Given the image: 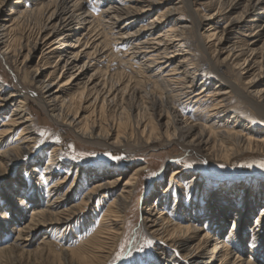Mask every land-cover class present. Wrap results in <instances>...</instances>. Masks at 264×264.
I'll use <instances>...</instances> for the list:
<instances>
[{
  "label": "bare ground",
  "instance_id": "1",
  "mask_svg": "<svg viewBox=\"0 0 264 264\" xmlns=\"http://www.w3.org/2000/svg\"><path fill=\"white\" fill-rule=\"evenodd\" d=\"M143 1L149 2L148 6L141 7L140 9H138V6V8L134 6V9H128L127 14L130 17V23L137 20L140 16L146 17L150 15L156 10L155 6L161 3L160 0ZM240 1L230 3V12L239 7ZM246 1L249 4L245 3L241 10L242 13L240 12V15L233 18L221 31H219L217 25V27L215 26L218 30L215 32V35L218 34L219 36L217 46L220 53H227L226 58L219 59L220 57L218 56L219 58L215 59L214 57L213 59L211 57L209 63L198 66L195 65V60L190 58L192 52L189 49H184V45L187 42L185 34L188 31H186L189 27L188 23L176 25L174 29H165L167 21H175V24L178 21L173 16L178 13L179 7L177 5L179 3L174 4L172 0H169L167 2L169 6L165 7L166 9L161 13H157V16L154 15L155 17L151 20L153 25L150 35L154 37L146 39L145 43L148 45L150 43L153 44L152 46H146L147 49L150 47V51L153 53L145 58V61L141 62V66L145 65L144 70V65L142 66V74L145 73V76H147V81L144 82L145 86L150 81L148 83V86H150L149 90L153 92V95L149 97L150 104L145 110H142L144 107L139 104L132 105L133 107L131 108L132 114L135 113V117L138 119L136 128L143 131L146 129L148 124L145 123L147 119L144 120V115L150 113L152 118L155 117L156 125L159 126L161 132L163 131L160 133L161 135L158 139L168 145L173 143L179 144L183 148V151L187 153H195L202 160L204 169L211 176L213 174L209 169L210 159L229 161L236 152L246 150L264 151V0ZM35 2L37 3V1ZM77 2L76 0H57L56 8L53 12L51 11L52 14L49 16L46 24H44L45 22L43 23L44 26L42 25L41 29L42 36L34 42L30 54L32 55L45 45L47 46L45 48L48 49H42L43 57L50 58L51 56H56L57 58L52 66V71L48 72L47 66H42L35 68L32 74L30 73V84L33 86V90L26 91L20 77L15 76L17 88L11 93H7L6 85L0 78V113H4L10 107H13L7 120L3 121L0 125V170L4 166L3 164L10 163V165L14 166L22 159H27L32 165L43 160L40 157L41 155L35 156L34 154L37 137L31 131L34 128L33 119L26 112L29 106L27 97L29 92L40 102L53 121L61 126L64 125L72 128L83 140H89L94 144L105 145L109 148H117L127 139V136H124L127 132L122 136L120 134L122 125L120 115L122 108H125L122 104L125 101L129 85H124L125 83H122L123 80H114L112 77H106V75L99 72L91 73L92 64L94 63L92 61V64L86 62L83 58L84 50L79 49L85 46L83 45L84 41L82 42L81 37H79L80 30L85 27L88 29L89 25L87 27V24L90 21L83 19L82 26L76 24L77 16L74 15L73 8H75L74 6ZM135 2L138 4L137 1ZM6 3V0H0V58L7 65L10 51L6 49L5 38H7L8 29L11 27V25L7 24L8 16H12L14 21H20L22 17L25 18L27 15L32 16L37 9L22 10L19 8L23 4L22 0H15L13 2L15 7H12L10 3ZM97 5L99 6V4ZM7 6L10 8V13L6 14L5 7ZM126 9L124 8L123 10ZM119 10H122V7ZM123 12L125 11L121 13ZM77 15L79 16V14ZM212 16L208 18L213 19ZM226 16V14L223 15V17ZM99 19L101 20L102 17ZM193 20L197 26L203 24V21H198L196 17H193ZM126 25H129V23ZM144 26L147 28L146 25ZM138 30L136 29V31ZM163 30L164 32H162ZM120 31L123 35L127 33L126 26L121 27ZM73 39L75 40L73 41ZM104 40L106 39L104 38ZM140 44L137 42V46ZM137 46L134 47L137 48ZM137 50L140 52V49ZM97 51L100 50L97 49ZM129 54L131 55V53ZM178 58L181 59L178 60ZM30 59V56L24 57L23 64L29 62ZM229 61L235 64L242 81L246 78L248 79L245 81V87L241 85L240 81L232 80L227 75L226 69L224 70L226 66L224 65ZM155 65L158 67V70L154 72L152 67ZM57 71H61V74L56 77L55 73ZM147 71L150 74H147ZM207 71L209 74L211 73L209 78L205 76L209 75L205 73ZM101 75L104 76L102 79L99 77ZM200 75L203 77H201L202 79L199 82L203 86L201 89L198 88L199 83L196 81V78ZM63 77L68 78L63 84H60ZM56 82H58L57 87L55 86ZM74 87L77 88L76 94L70 93V89ZM150 91L149 93H151ZM157 91L160 92L159 95L156 94ZM235 93H237V96ZM234 98H238L237 102L244 103L246 106L240 108L235 104ZM75 99H77L79 106L75 115H73L72 113L74 112L70 111L69 107L75 103ZM86 104L95 110L97 108L96 105L99 104V116L106 120L105 126L91 120V117L87 115L88 106ZM109 109H113V112L116 114L115 118L112 117L111 119L109 117L111 112H108L109 114L106 113ZM94 113L96 111L92 110V114ZM90 120L92 122L91 131L86 132V128H82L83 124L89 123ZM18 129L20 131L16 139L6 142V136ZM146 143L149 144L150 140L147 139ZM49 153V161L44 168V171L47 170L49 173L47 180L56 172L63 174L66 172V176L53 184L52 191L48 193V197L52 193L51 197H54V199H49L45 207L38 206L40 202L35 201L29 204L30 191L32 193L34 185L25 187L26 193H23L24 198L21 200V204L25 206V209H31V213L26 216L22 213L19 214L20 220H24V222L18 223L19 228L17 229L14 242L12 240V244L10 243L0 248V251L12 252L14 256L17 254V263H21L22 258L25 256L31 259L32 257L38 259V257L42 258L44 255L47 256V253L52 252V244L47 235L51 230H56L55 226L70 221L72 217L77 216L83 222L87 218L86 214H84L86 213V209L83 211L80 206L81 203L79 205L74 203L75 205H68L69 207L65 208L67 200H63L64 195L58 193L61 184L67 181L66 179H68L71 169L79 167V164L66 158L61 152V147L58 145L51 152L49 151ZM142 169L144 167L141 166V168H138L133 173L127 174L125 171L127 169L123 170V168H119L120 176L109 177V175L115 174V172H108L102 168H84L83 174L81 173L83 180L88 185L91 184L90 187H87L89 190L85 194L87 201H91L97 193H101L103 197H110L112 199L107 205L101 202L102 204L100 203L99 206H95V210L92 211L91 216H94L104 206L106 207L99 214L96 222L97 229L93 235L95 241L104 237L113 239V242H116L123 234L124 224L128 219L126 208L139 183V172ZM34 170L36 171V168H33ZM75 172V176H77L78 169ZM202 172L203 170L200 171L201 175H198V173L192 174L189 169L180 166L172 169L171 177L179 178L183 174L191 173V180L189 181L191 187L196 181L202 182V184H197V188L200 185L206 184L211 197L207 201L206 208L197 204L196 201L193 204L189 202L183 204L179 200L176 190L174 192L171 191L174 188L171 189L169 186L163 188L159 183L153 190L151 195L154 201L146 208L145 217L143 218L144 227L151 234L158 250H156L149 264H215L216 262H218L217 264H264V238H261L262 233L264 234L261 228L264 226V199H262L264 197V177H261L262 180H257L254 183H250L249 181H233L230 184L226 180L229 179L227 176H216V179L207 182ZM121 174H124V176H121ZM125 177L127 178L124 179ZM22 185L23 183L21 182L19 183V188L13 187L12 194L16 195L20 192L24 186ZM220 187L222 188L220 189ZM187 189L189 188L187 187ZM239 189H241L243 204L242 206L239 205L238 208L232 196ZM159 200H161L160 202L163 205L161 209H157ZM172 200L174 203H172ZM104 202L106 201L104 200ZM84 204L83 207L85 206ZM257 206L260 207V214L256 221V224H258L257 229L251 228L253 230L252 234L256 239V245L255 248L254 245L250 247L251 253L255 254L257 258L253 259L252 256H249L248 259H243L239 255H234L236 252L241 251V246H233L234 249L238 248L234 250L230 248V245L236 242L241 243L240 241L241 239L243 240L244 234L250 231L245 225L241 229L237 228L240 225L238 221L230 229L229 233L236 232V230L239 232L234 234L232 238L224 237L221 234L224 221L226 220L224 216L231 210H234L239 219H244ZM156 210L158 211L157 216L154 215ZM245 219L244 222L246 223L247 220ZM201 222L203 226L198 225ZM205 224H209L211 232L208 231ZM39 232H43L45 235L43 239L37 242V248H28L30 245L27 242ZM108 248L109 250L112 249L111 247ZM74 249L69 247L62 249V256L66 264H102L110 256V251L106 252L95 249L91 244L82 248L80 247L77 251Z\"/></svg>",
  "mask_w": 264,
  "mask_h": 264
},
{
  "label": "rangeland",
  "instance_id": "2",
  "mask_svg": "<svg viewBox=\"0 0 264 264\" xmlns=\"http://www.w3.org/2000/svg\"><path fill=\"white\" fill-rule=\"evenodd\" d=\"M6 1V4L10 3L12 7H15V5H13V2L15 0ZM22 1L23 4H21V6L19 7L22 10L29 11V9L32 10L33 8L37 10H35L32 16L27 15L25 18L22 17L20 21H14V18H12V16H8L9 19L7 24L11 25V27L9 28L10 30L8 29L9 32L7 34V38H5V46L6 49L10 51L9 55L11 57L9 56L7 60V65L0 58V78L6 85L7 93H11L17 88V79L15 76L20 77L22 84L25 85L26 91L33 90V86H31L30 82L31 74L33 73L34 69L37 67L47 66V70L48 72H50L52 71V66L57 58L56 56H51L50 58L43 57L42 49H48L45 48L47 47L45 45L41 47L42 49L36 51L32 55L30 54V50L34 42L42 36L41 29L44 26L43 23L45 22L44 24H46L47 20L49 19V16L56 8L57 0ZM35 1H37V3ZM94 1L96 4L94 3ZM97 1L99 0H79L78 2L76 0L77 3L74 6L75 8H73L74 15L79 18L78 19L76 17V24L82 26V23L84 21L83 19L90 21L89 24H87V27L89 25L88 29L85 27L80 30L79 37H81L82 42L84 41L83 45L85 46H82L84 48L80 47L79 49L84 50L85 53L83 55V58L86 62H89L90 64L94 63L92 64L93 72L91 71V73L99 72L106 75V77H112L114 80H123L124 82L122 81V83H125L124 85H129L125 101L122 104L125 108H122V113L120 115L122 123L120 134L122 136L127 132L124 135L127 136V139L124 140L125 142H122V144H120L117 148H109L105 145L94 144L89 140H83L80 136L77 135V133L72 128L64 125L61 126L55 121H53V119L43 109L40 102L29 92L27 94L29 106L26 112H28L29 117L33 119L34 128H32L31 131L37 137L34 146V154L35 156L41 155L40 157L43 160L37 164L32 165L28 162L27 159H22L19 161V163L15 164L14 166L10 165V163L3 164L4 166L0 170V248H3L5 247V245L7 246L10 243L12 244V240L14 242V239L17 235V229L19 228L18 223L24 222V220H20L19 214L22 213L26 216L31 213V209L27 210L25 209V206L21 204V200L24 198L23 193H26L25 187L27 188L28 185H34L32 193L30 191L29 204H32L33 201H35L40 202L38 206L45 207L47 205L46 202L52 198L51 196L53 194L51 193V196L48 197V193L52 191L51 189L53 187V184L56 181L62 180V177L66 176V172H64V174L56 172L51 175L49 180H47L49 173L47 170L44 171V168L47 165L46 163L49 161V151L51 152V150L54 149V147L57 145L61 147V152L66 158L73 160L75 163L79 164V167L77 166L71 169V173L69 174L68 179H66L67 181L61 184L60 191L58 193L64 195L63 198L61 197L63 200H67V206H65V208L69 207L68 205L73 206L74 203H76V205H79L81 203L80 206L82 207L83 211L86 209V213L84 214H86L87 218L83 222L80 221V219H78V217L76 216L72 217V219L70 220L71 222L68 221L60 223L59 225L55 226L56 230H51L50 233L47 235L49 236L48 238L50 239L52 244V252L47 253V256L44 255L42 258L38 257V259H34L33 257L31 259L25 256L24 258H22L21 263H17V254L14 253L16 255L14 256L12 255V252L4 250L0 251V264H66L62 256L63 248H75L74 250L77 251L78 248H82L87 245L89 246V244L95 247V249L104 250L106 252L110 251V256L108 257V259L104 260L105 262H103L102 264H149L150 260L155 255L157 247L155 246V241L153 240L151 234H149L144 227L143 218L145 217L146 208L148 207V205H151L154 201L151 194L153 193V190L155 189L157 184L160 183L163 188L168 186L171 187V189L174 188L171 191L174 192L176 190L177 196L183 204L185 202L193 204V202L196 201L197 204L206 208L207 201L211 198L210 191L206 187V184L200 185L197 188L198 183L202 184V182L200 181L194 182L195 184L191 187V183L189 181L191 180L190 176L193 173H198V175H201L200 171L203 170L202 174L203 176H205V180L207 182L216 179V176H227L229 179L226 180L229 181L230 184H232L233 181H249L250 183H254L257 180H262L261 177H264V167H262V165H264L263 150H246L236 152L234 155H232L229 161L221 159H210L209 169L213 174V176H211L210 173L204 169L202 160L195 153H187L183 151V148L179 144L173 143L168 145L158 139L161 135L160 133H162L163 131L161 132L159 126L156 125L155 117L152 118L150 113L144 115L145 117L142 115L145 118L144 120L147 119L145 121V123L148 124L146 129L143 131L136 128L138 119L135 117V113H133V115L131 112V108L133 107L132 105L139 104L140 106L144 107V109L142 110H145L147 109L146 107L150 104L149 97L153 95V92L149 90L150 86H148V83L150 81L145 86L144 82L147 81V76H145V73L142 74L143 71H141L142 66L144 65L143 64L141 66V62L145 61V58H147L153 53L150 51V47L149 49H147L148 46H152L153 44L150 43L148 45L145 42L148 40V38L154 37L150 35L151 28L153 25V22H151L152 18L157 16V13H161L169 6L167 3L169 0H160L161 3L158 6L155 4V11H153L150 15L146 17H138L137 20L132 21L133 24L129 22L131 20H129L130 17H128L127 14L128 9H134L135 7H139L138 9H140L141 7L144 8V6H148L149 2H144L143 0H100L99 2ZM135 1H137L138 4H136ZM172 2L174 4L179 3L177 5L179 7L178 13L173 16L178 21L177 24H175V21L172 20L167 21V27L165 29H174L176 25L188 23L189 27L188 29H186V31H188L185 34L187 42L184 45V49H189V51L192 52V56L190 58H193V60H195V65H205V63H209L211 57L213 59L214 57L215 59L219 57V59H225L227 53L221 52V54L219 51V47L217 46V39L219 38V36L218 34L215 35V32L218 31L216 27L218 26L219 31H221V29H223L224 26L227 25L233 18L239 16L240 12L242 13V7L245 5V3L247 4L248 2L246 0H241V3H239V7L233 10L232 12H230V5L232 3L238 2V0H172ZM97 4H99V6ZM128 4L130 5V7ZM39 7H41V9H39ZM121 7L122 10H119ZM124 8L127 9L123 10ZM105 9L106 11L108 9V11L106 12ZM122 11H125L123 12L124 15L123 13H121ZM5 13H10V8L8 6L5 7ZM76 13L79 14V16ZM92 14L93 16H91ZM119 14L121 17L119 16ZM225 14L227 16L223 17V15ZM98 15L102 17L101 20L99 19L101 17ZM210 15L213 19H209L211 17ZM193 17L198 18V21L202 20L203 24L197 26V24L193 20ZM163 19H165V17H163ZM181 21L183 22L181 23ZM127 23H129V25H126ZM144 25H146L147 28ZM123 26H126L127 29V33H124V35L120 31V28ZM136 29L139 30L136 31ZM131 31L133 32L131 33ZM162 32H164V30ZM108 36L110 37L108 38ZM124 36L126 39L124 38ZM104 38L107 40V43ZM74 40L75 39H73V41ZM137 42L141 44L137 46ZM143 45L144 47H142ZM92 46H94L95 48ZM134 46H137V48ZM97 49L100 51H97ZM137 49H140V52H138ZM92 53H94L93 55L96 56H93ZM129 53H131V55ZM27 56H30L31 59L29 62L23 64V59ZM88 57L90 58V60ZM179 59L181 58H178V60ZM47 63L48 65H46ZM138 66L141 68H139ZM224 66H226L224 67V70L226 69L227 75L232 80H238L241 82V85L243 87L246 86L245 81H247L248 79L246 78L243 81L240 79L239 71L236 69L234 63L229 61ZM144 68L145 65L143 66V70ZM152 70L155 72L158 70V67L155 65L152 67ZM205 73L209 74L208 71ZM55 74V76L57 77L61 74V71H57V73ZM147 74H150V72L147 71ZM210 74L204 75L209 78L211 76ZM99 77H101L102 79L104 76L101 75ZM201 77L202 75L196 78L197 83H199L203 78ZM67 78L68 77L61 78L60 84H63L65 80H67ZM55 86H58V82L55 83ZM202 87L203 86L201 85V83H199L198 88L201 89ZM76 89L77 88L75 87L70 89V93L76 94ZM149 91L151 93H149ZM159 93V91L156 92V94L158 95ZM235 95L237 96V93H235ZM237 101L238 98H234L235 104H237L240 108L246 106V104H241ZM73 104L70 105L69 110H72V112H74L72 114L75 115V112L79 106L77 99H75V103ZM87 106V115L91 117V120H94L100 125L105 126L106 120L99 116V104L96 105V110L93 107L90 108L89 105ZM12 109L13 107H10L4 113H0V125L3 121L7 120V117L11 114ZM92 110L96 111V113L92 114ZM108 112L111 113L109 114ZM106 113L109 114V117H111V119L116 115L115 112H113V109H109V111H107ZM149 115L151 120L149 118ZM123 117L125 118L123 119ZM91 120L89 121V123L83 124L82 128H86V132L91 131ZM19 131L20 130L18 129L15 132L9 133L6 136L5 141L9 142L8 140L16 139ZM147 139L150 140L149 144L146 143ZM113 156H118L119 159H112L111 157ZM141 166L144 167V169L139 172V183L136 187V190L134 191L132 199L129 201L128 207L126 208L128 219L127 222L124 224L123 234L120 236L119 239H117L116 242H113V239H108L104 237L100 238L102 241H98L100 239H97L95 241V237L93 235L94 231L97 229L96 222L99 218V214L102 213L106 207L104 206L94 216H91L92 211H94L95 206H99L101 202L103 204L106 203L107 205L108 202L112 201V199H110V197H103L101 193H97L91 201H87V199L85 198V194L89 190V188L87 187H90L91 184L88 185V183L83 180L82 172L84 168H102L103 170H106L108 172L114 171L115 174L109 175V177H113L120 176V172L118 171L119 168H123V170L127 169L125 170L126 173L131 174L138 168H141ZM180 166L189 169L192 174L186 173L180 176L179 178L171 177L172 169ZM33 168H36V171H33ZM80 168L82 169L80 170ZM76 169H78L77 176H75ZM121 176H124V174H121ZM126 178L127 177H125L124 179ZM21 182L24 185H22L23 187L21 191L18 192L16 195H13V187H16V189L19 188V183ZM187 187L189 189H187ZM221 188L222 187H220V189ZM240 190L241 189H239V191L234 196H232V199H235L234 202L238 208L239 205L242 206L243 204L242 194ZM52 199H54V197ZM262 199H264V197H262ZM104 200L106 202H104ZM160 201L161 200L158 201L157 209H161L163 206L161 204L162 202ZM11 202L14 206L11 205ZM172 203H174L173 200ZM83 204L85 205L84 207ZM159 204L161 205L159 206ZM259 214L260 207L257 206L253 209V211H251V213L247 214L244 217V219L246 218L245 220H247L246 223L248 224L244 222L243 218L239 219L234 210H231L226 216H224L226 220L224 221L223 230L221 232L224 237L232 238L234 237V234L239 232L238 230H236V232L234 231L233 233H229L230 229L238 221L240 225L237 226V228L239 227L241 229V227L245 225L250 231L244 234L243 240L241 239L240 241L241 243L236 242L230 245L231 249H234L233 246H241V251H238L239 253L236 252L237 254L235 253V256L239 255L243 259H248L249 256H252L253 259L257 258L255 254L251 253L250 247L254 245L255 248L256 245V239L252 234L253 230L251 228L257 229L258 224H256V221L259 217ZM154 215H158L157 210L154 212ZM198 225L203 226V223L201 222ZM205 225L208 231L211 232L209 224ZM261 228L264 232V226H262ZM44 235L45 234L43 232H39L34 237L32 236L31 239L27 242L30 245V247L28 248L36 249L37 242L43 239ZM261 238H264L263 233L261 235ZM108 247H111L112 249L109 250ZM237 249L238 248L234 250ZM217 263L218 262H216L215 264Z\"/></svg>",
  "mask_w": 264,
  "mask_h": 264
},
{
  "label": "snow or ice",
  "instance_id": "3",
  "mask_svg": "<svg viewBox=\"0 0 264 264\" xmlns=\"http://www.w3.org/2000/svg\"><path fill=\"white\" fill-rule=\"evenodd\" d=\"M112 159H119V157L118 156H113V157H111ZM262 167H264V165H262Z\"/></svg>",
  "mask_w": 264,
  "mask_h": 264
}]
</instances>
